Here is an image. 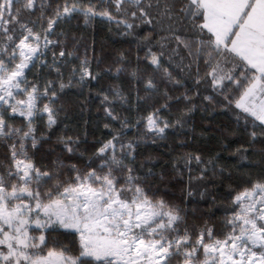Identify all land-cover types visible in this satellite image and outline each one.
I'll return each instance as SVG.
<instances>
[{
    "label": "snow or ice",
    "instance_id": "1",
    "mask_svg": "<svg viewBox=\"0 0 264 264\" xmlns=\"http://www.w3.org/2000/svg\"><path fill=\"white\" fill-rule=\"evenodd\" d=\"M97 3L99 7L92 0L87 4L82 0H64L46 18L45 28L44 3L0 0V146L7 147L5 155L9 157L0 159V264H264V177L256 181L249 178L250 186L237 192L232 199V214L224 219L222 228L216 229L210 219L190 222L185 207L159 194L154 185L157 174L148 166L152 158L137 168L135 153L146 141L144 137L123 141V130L129 124L115 111L114 104L117 100L126 103L127 98L118 87L109 89L111 97L103 94L101 102L106 105L107 117L118 121L121 128L91 158L66 164L57 157L52 167L43 168L34 161V150L48 139L44 134L37 135L38 122L44 121L50 132L63 110L56 106L58 90L83 86L100 75L92 72L85 58L78 68H71L65 81L61 65H67V58L75 53L63 48L59 51L63 59L58 61L53 51L51 64L41 61L44 50L58 43L49 38L56 34L54 26L74 14H82L85 24L101 17L129 30L134 25L118 19L117 14H130L147 24L155 20L161 27L167 23L170 31L173 22L182 23L192 38L175 39L191 57L185 67L190 71L196 65L195 84L210 80L225 106L239 110L237 120L247 122L251 117L253 128L259 122L260 132H251V140L264 137V0ZM113 6L115 14L110 10ZM37 21H41L38 32L29 26ZM149 54V63L162 69L164 53L149 50ZM123 59L121 55L120 60ZM36 61L54 70L57 79L43 86L29 81L26 70L35 68ZM201 61L206 68L203 75ZM105 71L119 76L125 69L116 66ZM163 73L170 83H182L166 68ZM156 89L155 79H147L145 90ZM164 96V104L141 118L146 132L151 133L152 143L164 139L168 129L182 130L186 117L196 108L195 104L186 105L174 120L168 119L161 114L169 109L167 100L182 97L190 102L192 97L187 89L178 97L169 96L165 90ZM203 98L213 100L212 96ZM17 117L23 119L16 122ZM57 140L69 155L84 157L77 147L78 140L65 136ZM181 160L189 172L193 161L205 165L199 175L189 176V197L193 195L192 181L204 180L208 165H212L213 176L218 174L214 160L205 163L200 155L187 153L173 163L181 177ZM223 172L221 168L219 174ZM159 179L164 180L163 174Z\"/></svg>",
    "mask_w": 264,
    "mask_h": 264
},
{
    "label": "rangeland",
    "instance_id": "2",
    "mask_svg": "<svg viewBox=\"0 0 264 264\" xmlns=\"http://www.w3.org/2000/svg\"><path fill=\"white\" fill-rule=\"evenodd\" d=\"M63 2L64 0H38V5L39 3H44L45 5V19L42 21L43 27H47L46 18L51 16L55 7L57 5H62ZM82 2L87 4L88 0H82ZM92 3L97 4V7H99L97 0H92ZM110 10L115 14L114 6ZM37 15H39L38 12ZM97 18L103 20L104 22H109L101 17H96L95 19ZM117 18L124 19V17L120 14H117ZM32 19L35 20L36 17L33 16ZM109 23L116 24L115 21ZM93 24V21L90 24H85L82 14H74L67 20L58 23V25L54 26L53 29V32L56 34L49 37L58 43L49 45L48 49L44 50L45 55L41 58L43 63L51 64L53 61V51L56 52L58 61L63 59L59 57V51L62 48L65 52L74 51L75 55L71 58H67L70 62L67 65H61V72L64 74L65 81H67L71 68L73 66L78 68L80 61L85 58L88 59L92 72L100 74V77H98L97 80H88L83 86H80L79 94H75L74 92L63 94L58 90L56 106H62L63 108L60 113L68 112L73 108H78L81 111L93 109L110 119L104 111L106 105L101 101L103 94L105 93L109 94L111 97L112 94L109 91L111 87H118L127 98L126 103H121L117 100L114 104L115 111L122 117H125L129 124V127L126 128L127 130L122 136L123 141L127 143L129 140L141 137H144L146 141L142 142L136 150L135 156L137 168L140 167L139 162L144 163L147 158L151 157L152 160L148 166L151 167L157 174L154 180V185L159 188V194L164 195L166 199H171L185 207L188 210L190 222L195 220L198 223H201L204 219H210L216 229L222 228L224 219L231 216L232 213H212L210 211L211 204L202 205L195 202L187 203L185 195L186 175L184 172L181 170L183 172V176L181 177L178 175L177 170L173 168V165L165 166L163 169H158V167H155L154 165L160 161H169V155H174L178 151H184L185 154H187L193 153L194 150L196 151L195 154L200 155L198 153L199 148L202 151L205 149V146L200 144H196L195 146L193 143V134L200 135L196 131L194 124L201 126L202 128L208 126L212 132L229 138L233 136V133L231 132V127L233 128L232 124L224 118H221L219 122L208 119L205 103L201 100H193L195 93L192 89L184 85L183 82L180 85L170 83L166 78H164L163 68L166 67L163 66L162 69H157L154 65L149 63V51H144L127 40L126 33L129 32V29H125L122 34H116L111 37L106 31L95 27ZM29 26L34 27V31L38 32L41 30V21H37L35 25L30 24ZM183 39L190 38L184 37ZM41 44H43V42H41ZM150 51L152 53H159L158 50ZM2 55L3 54L0 53V56ZM121 55L124 58L123 61L120 60ZM4 58L7 60V57ZM18 59L19 58H17V62ZM41 61H36V66L37 64H42ZM200 65L205 68L202 61L200 62ZM116 66H122L125 69V71H123L119 76H115L105 71L109 67L115 68ZM166 69L172 73L173 78L179 79L173 71L168 68ZM49 71L51 72V75L46 76V80L43 82H38L41 86L49 80L57 79L56 72L54 70ZM27 73L28 72L26 70L28 80L33 81V78H29ZM149 78H154L157 83V89L152 90L151 92L145 90V83ZM186 89L187 94L192 97V100L190 102L185 101L182 97L179 100L175 98L167 100L169 109L162 110L161 114L168 119L174 120L179 110L184 109L186 105L190 106V104H195L196 108L191 113V123H193V126L191 125L192 135L185 133L175 135L171 132V129H168L164 139H157L156 143H152L150 139L151 133L146 132L145 121L139 119V124L137 123L138 120L135 124H132L131 119L126 116V112L129 110V94L132 91L135 92L137 98H139L140 101L147 106V108L151 109L152 112L155 108H159L166 102V97L164 96L165 90L168 91L169 96L178 97L181 96ZM85 91L95 92L97 96L87 97L84 95ZM44 102L46 103L47 101L45 100ZM210 102L214 104L217 110L222 108L221 103L215 97H213V100ZM22 119L23 118L17 117L16 122H19ZM109 128L110 129L108 130L115 134L121 127H114L113 125ZM127 131L129 132L125 134ZM251 132H253V130L248 131L246 137L248 146L256 152H264V137L258 136L256 141H252L250 135ZM40 134H44L48 137V139L41 141L38 148L34 150V161L42 168L52 167L53 161L56 160L57 157L62 159L66 164L87 160L88 158H91L95 151L104 143H100L99 138L96 136L81 135L79 133H75L73 130L65 128H59L56 131H53L52 129L49 132L44 121H40L37 124V135L39 136ZM60 136L72 137L73 139L78 140L77 147L80 152L84 153V157H80L79 154L69 155L66 151H64L63 145L58 143L57 140ZM239 142L241 143V140H239ZM5 153H7V147L0 146V159H9ZM204 166L205 165L203 164V167ZM216 169L218 174L213 176L212 165H208V171L215 178L219 177V170L221 168L216 167ZM161 174L164 176L163 181L159 179ZM249 186V182L243 183L238 188L237 192L242 191L245 187ZM216 197L221 198V193H217ZM193 210H195V212H193Z\"/></svg>",
    "mask_w": 264,
    "mask_h": 264
},
{
    "label": "trees",
    "instance_id": "3",
    "mask_svg": "<svg viewBox=\"0 0 264 264\" xmlns=\"http://www.w3.org/2000/svg\"><path fill=\"white\" fill-rule=\"evenodd\" d=\"M131 11V10H130ZM125 20L134 25L133 29L129 30L131 34H126L127 40L138 46L144 51L158 50L159 53L163 52L164 55L161 57L162 66L173 71L178 78L186 85L188 88L192 89L195 93L193 98L194 101H203L207 108V118L213 121H220L221 118L226 119L232 124L231 132L233 136L231 138L225 137L221 134L214 133L207 126L202 128L194 124L196 131L200 135H195L192 133L191 117H186L185 127L180 129H171L173 134L178 135L185 133L188 135L193 134V143L204 145V150H198V153L203 157L202 159L207 163L208 160H214L215 166L224 169L223 175L219 174V177L215 178L208 171L206 178L201 181H192L191 190L193 192L192 196H188V180L189 176L195 177L200 174V169L203 168V164L197 165L195 161L190 165L191 172L188 168L183 165V160L180 161V170L186 175V202L187 203H199L202 205L211 204L210 211L212 213H232V199L238 191V188L246 182L256 181L264 177V152H256L251 147L248 146L246 141L248 131L260 132L259 122H255L256 127L253 128V118L248 117L246 122L244 119L237 120L236 113L239 110L234 108L229 109L225 106L223 97L218 95L210 85L209 81H202L199 85L195 84L196 79V65L193 64L191 70L187 69L185 65L188 64L191 57H188L187 50L180 44L175 37L180 36L182 39L184 37L192 38V34L189 33L182 23L173 22L172 30L168 29L167 23L161 27L155 23L152 24L141 23L139 18H133L131 15L124 16ZM94 26L103 29L108 33L109 36L113 37L116 34H122L126 29L123 25L119 27L116 24L109 22H104L103 20L97 18L94 21ZM128 32V33H129ZM148 36L149 39L145 40L144 37ZM166 38V39H165ZM161 45H164L162 48ZM176 50L175 53L173 50ZM171 57V59H170ZM183 57V61L181 60ZM38 63V62H37ZM206 68L200 65V74L203 75ZM29 78H33V81L43 82L46 80V76H50L51 72L42 66V64H37L35 68H32L29 72L27 70ZM100 77V76H99ZM74 92L75 94L80 93V86H75L71 88L64 89L63 94H69ZM84 95L87 97L97 96L95 92L85 91ZM204 96H213L220 103L222 108L217 110L213 103L205 100ZM151 113V109L137 98L134 91L129 94V110L126 112V116L131 119V123L135 124L137 120H143L142 117H146ZM105 124L110 126L121 127L118 121H111L99 112L93 109H86L81 111L78 108H73L68 112L60 113L58 117V123L53 128L56 131L59 128H65L68 130H73L75 133H79L85 136H96L99 138L100 143H103L111 139L113 133H111L108 128H105ZM127 129H124L125 132ZM170 130V129H169ZM127 131L125 134H127ZM241 140V143L239 142ZM248 149L247 152L243 149ZM241 149V151H237ZM196 151L193 150L195 154ZM185 155L184 151H178L174 155H169V161H160L155 164L158 169H163L165 166L173 165L177 158ZM242 157H247L243 159ZM141 165L142 163L139 162ZM200 193H204L203 196ZM217 193H221L222 197L217 198Z\"/></svg>",
    "mask_w": 264,
    "mask_h": 264
}]
</instances>
